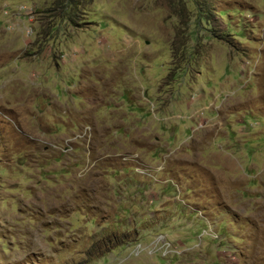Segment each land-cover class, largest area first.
Returning a JSON list of instances; mask_svg holds the SVG:
<instances>
[{
    "label": "rangeland",
    "instance_id": "1",
    "mask_svg": "<svg viewBox=\"0 0 264 264\" xmlns=\"http://www.w3.org/2000/svg\"><path fill=\"white\" fill-rule=\"evenodd\" d=\"M0 264H264V0H0Z\"/></svg>",
    "mask_w": 264,
    "mask_h": 264
}]
</instances>
